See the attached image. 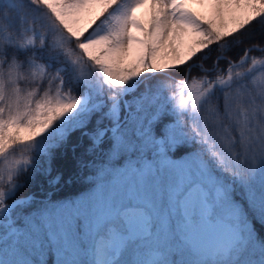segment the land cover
Listing matches in <instances>:
<instances>
[{
  "label": "snow or ice",
  "instance_id": "1",
  "mask_svg": "<svg viewBox=\"0 0 264 264\" xmlns=\"http://www.w3.org/2000/svg\"><path fill=\"white\" fill-rule=\"evenodd\" d=\"M0 264H264V0H0Z\"/></svg>",
  "mask_w": 264,
  "mask_h": 264
},
{
  "label": "trees",
  "instance_id": "2",
  "mask_svg": "<svg viewBox=\"0 0 264 264\" xmlns=\"http://www.w3.org/2000/svg\"><path fill=\"white\" fill-rule=\"evenodd\" d=\"M176 75H180V73L177 72ZM79 155V152L73 155L69 150L67 153L61 152L57 157L54 165V174H61L63 179L56 189H49L46 181L38 179L35 183H31L18 193V197L34 193L37 199H41L46 191L51 190L55 199H73L87 191L89 188L87 173L81 175L76 164ZM41 186H43L45 191H41Z\"/></svg>",
  "mask_w": 264,
  "mask_h": 264
},
{
  "label": "rangeland",
  "instance_id": "3",
  "mask_svg": "<svg viewBox=\"0 0 264 264\" xmlns=\"http://www.w3.org/2000/svg\"><path fill=\"white\" fill-rule=\"evenodd\" d=\"M93 27H94V26H93ZM89 31H91V29H89ZM86 34H87V33H86ZM85 192H86V191H85ZM83 193H84V192H83ZM83 193H81V194H83ZM81 194H80V195H81ZM80 195H79V196H80ZM77 197H78V196H77ZM74 198H76V197H74Z\"/></svg>",
  "mask_w": 264,
  "mask_h": 264
}]
</instances>
